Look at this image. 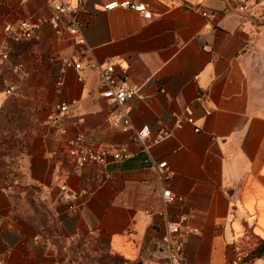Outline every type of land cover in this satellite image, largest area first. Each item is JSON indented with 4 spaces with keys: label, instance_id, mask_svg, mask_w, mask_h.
Instances as JSON below:
<instances>
[{
    "label": "crops",
    "instance_id": "crops-1",
    "mask_svg": "<svg viewBox=\"0 0 264 264\" xmlns=\"http://www.w3.org/2000/svg\"><path fill=\"white\" fill-rule=\"evenodd\" d=\"M115 1L151 19L104 10ZM83 10L82 48L64 23L44 24L8 46L26 78L0 68L8 84L23 82L25 126L23 152L0 171V264H73L64 242L81 240L124 264H165L166 225L179 215L192 231L182 264H264V0H85ZM50 13L46 0H0V43L3 26ZM63 59L81 69L61 72ZM111 61L142 94L127 104L132 129L169 133L146 152L108 123L90 65ZM8 101L0 92V115ZM78 135L130 157L77 169L65 150ZM166 190L181 201L165 203Z\"/></svg>",
    "mask_w": 264,
    "mask_h": 264
},
{
    "label": "built area",
    "instance_id": "built-area-1",
    "mask_svg": "<svg viewBox=\"0 0 264 264\" xmlns=\"http://www.w3.org/2000/svg\"><path fill=\"white\" fill-rule=\"evenodd\" d=\"M50 7L51 13L47 18H41L34 23L21 21L16 26L5 25L2 28V33L5 37L4 43H0V68L7 64L10 72L23 81L27 73L19 64H13L9 60L8 46L11 43H21L30 41L35 32L41 25H48L54 32L58 31L61 23H64L68 33L76 38V45L80 48L84 45V40L80 35L82 24L77 20V14L83 10L85 0H46ZM129 9L140 13L145 20L151 19V14L146 12L142 4L134 3L132 1L111 2L104 6V10L111 11L114 9ZM240 11L244 7L239 8ZM205 15V14H203ZM61 63V72L64 69L72 68L76 72L81 69V65L72 59H63ZM99 71L100 75V96L111 105L109 111L108 123L113 130L128 133L131 140L135 141L140 151L146 152L151 146L158 144L161 140L167 138L169 133L166 131L159 132L156 136L151 137L150 130L147 126H143L138 130H133L131 127L130 108L128 102L133 98H142L140 88L130 86L124 74L117 76L115 73L114 62L105 64L92 63L90 65ZM61 85L60 76L56 80V86ZM19 90L18 84H8L6 86L5 94L12 96ZM72 102L71 105H74ZM69 109L68 104H60L57 111L65 113ZM188 124H193L192 119H187ZM178 127V125H177ZM198 132V130H195ZM66 155L69 162L77 169L86 167H101L107 165L109 162L126 160L130 157L128 152H116L109 154L103 150L93 147L83 136L78 135L66 142ZM166 167V162L157 165L159 170ZM61 190H65L62 186ZM164 202L171 204L174 201L180 202V198L172 196L171 192L166 190L163 192ZM186 218L184 215H179L177 218L168 222L167 237L164 239L168 249V258L165 264H182V250L186 242V236L192 231L188 230L184 224ZM264 246V239L261 240Z\"/></svg>",
    "mask_w": 264,
    "mask_h": 264
},
{
    "label": "rangeland",
    "instance_id": "rangeland-1",
    "mask_svg": "<svg viewBox=\"0 0 264 264\" xmlns=\"http://www.w3.org/2000/svg\"><path fill=\"white\" fill-rule=\"evenodd\" d=\"M10 74L12 73L10 72ZM8 83L6 77L4 78L0 72V92L9 100L0 115V171H9L10 165L15 162V159L24 149V135L22 133L25 127L24 115L18 106L21 104L15 103L20 99L21 93H15L12 96L6 95ZM14 83L21 85L23 82ZM51 226L52 229L48 230L57 233L55 224L52 223ZM64 244L73 264H124L108 257L94 240H81L76 244L65 241Z\"/></svg>",
    "mask_w": 264,
    "mask_h": 264
}]
</instances>
